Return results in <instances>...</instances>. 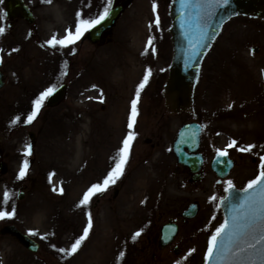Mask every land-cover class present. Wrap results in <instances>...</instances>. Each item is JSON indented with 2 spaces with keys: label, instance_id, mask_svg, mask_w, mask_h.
Segmentation results:
<instances>
[{
  "label": "rangeland",
  "instance_id": "rangeland-1",
  "mask_svg": "<svg viewBox=\"0 0 264 264\" xmlns=\"http://www.w3.org/2000/svg\"><path fill=\"white\" fill-rule=\"evenodd\" d=\"M25 1L35 14L34 24L4 17L5 4L0 3V27L5 29L0 34V162L7 169L0 172V211L14 208L16 213L0 221V228L9 223L28 235L36 232L30 237L39 249L31 253L9 235L0 236V264H202L223 221L216 203L227 182L244 188L260 172L264 22L235 17L223 26L202 62L194 113L171 116L160 95L171 60L165 32L169 0H112V7L121 2L123 10L107 42L93 44L83 36L67 48H52L48 41L63 39L80 18H96L106 0ZM150 38L154 51L146 48ZM149 69L152 76L141 92L136 139L124 175L87 208L78 207L88 189L114 167L129 132L131 102ZM62 83L67 95L60 105L47 108L44 102L37 118L27 123L39 96ZM188 121L203 128L199 151L205 161L198 182L171 150L178 128ZM30 132L35 137L32 154L25 157ZM232 140L237 141L236 148L228 149L234 169L227 178H217L210 160ZM248 145L256 146L251 153L237 150ZM25 159L29 172L20 180ZM190 202L199 212L183 222L180 213ZM88 213L93 219L89 238L75 255L60 252L82 235ZM169 218L178 222V234L169 247L159 248V229ZM136 232L141 236L135 237Z\"/></svg>",
  "mask_w": 264,
  "mask_h": 264
},
{
  "label": "water",
  "instance_id": "water-1",
  "mask_svg": "<svg viewBox=\"0 0 264 264\" xmlns=\"http://www.w3.org/2000/svg\"><path fill=\"white\" fill-rule=\"evenodd\" d=\"M182 3L191 6L182 9ZM3 4H5L4 12L9 20L20 17L29 24H34L35 14L25 0H3ZM167 7L169 28L166 29V33L170 37L171 60L167 66L168 70L162 83L160 95L164 99L163 105L169 115L193 114L195 90L200 79L202 62L212 48L214 41L220 36L222 27L234 17L243 16L248 19L264 21V0H229V3L223 7H214L209 3V0H169ZM121 10H123L121 4L117 3L116 6L111 8L109 18L87 32L84 39H89L93 43H104L106 40L102 35L114 26ZM204 33L213 38L208 40L207 36L203 35ZM201 42H203V47H197ZM193 48H196L201 54L194 58L195 62L187 63L186 61ZM251 51H257V47L253 46ZM3 78V73L0 70V88L4 85ZM66 88L67 84L62 83L59 85L54 94L46 99V107L60 105L66 95ZM178 130L175 142L172 144V153L179 165L190 170L192 180L198 181L200 178L199 171H201L205 161L201 152H199L202 128L195 121L184 123ZM29 137L32 146L35 138L33 132L29 133ZM233 166L232 158L229 156L221 158L218 156V152L210 161V168L217 178L225 179ZM0 170L1 173L7 170L3 161L0 162ZM235 189L243 194L244 188ZM229 196L230 193L225 191L224 197H220L219 201L226 200ZM21 197L22 193H19L18 198L21 199ZM219 201L217 202V208L221 210L223 223L225 218L230 215V208L226 206L227 201L225 205H221ZM196 213H198L197 206L190 203L189 207L183 211L182 216L184 219L194 218ZM177 229V225L171 221L161 225L159 238L161 247L170 245L173 237L177 234ZM5 235L18 240L20 245L24 249L30 250L31 253H36L39 249V243L27 233L21 232L15 224L6 223L0 228V236ZM175 248L176 253H178L179 249ZM206 256L207 254H205L204 263L202 264H208ZM219 264H228V262L220 261ZM242 264H252V262L245 261ZM256 264H260V262L256 261Z\"/></svg>",
  "mask_w": 264,
  "mask_h": 264
},
{
  "label": "snow or ice",
  "instance_id": "snow-or-ice-1",
  "mask_svg": "<svg viewBox=\"0 0 264 264\" xmlns=\"http://www.w3.org/2000/svg\"><path fill=\"white\" fill-rule=\"evenodd\" d=\"M3 0H0L2 3ZM51 3V0H48ZM209 3L214 7H223L229 3V0H209ZM107 6L103 11L96 17L92 19L80 18L78 24L75 26V30H67L66 35L63 39H57L53 36L52 39L48 41V45L52 48L59 46L60 48H67L70 45H74L79 41L85 33L96 28L102 22L109 18L112 0H106ZM191 5L182 3V9L188 8ZM153 10L155 12L156 6L154 5ZM6 13L3 16L6 17ZM211 15V13H209ZM2 18V17H0ZM155 27L159 28L160 20L159 16H156L154 21ZM151 27V25H150ZM5 29L0 27V34H3ZM207 36V33L203 34ZM212 36H207L208 40H211ZM197 47H203V42L199 43ZM146 48H150L153 51L154 45L153 40L150 38L147 41ZM201 53L193 48L191 54L188 57L187 63L195 62V57L199 56ZM2 63V60H0ZM152 76V72L149 69L143 77V81L139 84L135 98L131 102V110L128 122V135L122 142V147L120 148L116 157H114V167L109 172L107 177L102 183L95 184L88 189V191L83 195L78 207L82 206L87 208L93 197L98 194H102L108 190V188L114 184L125 173L126 166L129 163V158L132 151L133 141L136 139L135 132L133 131L136 123L137 117L139 115L138 104L141 100V92L144 90L145 86L149 83V78ZM56 90L54 88H49L43 92L39 98L34 102L33 110L27 117V123L31 124L37 116L40 114L41 108L47 98L52 96ZM101 95H103L101 93ZM103 103V100L100 101ZM14 121L13 123H15ZM237 141L232 140L226 149L217 150L218 156L221 158H226L228 156V149L236 148ZM255 145H248L239 147L237 150L240 152L251 153L255 148ZM32 154V146L29 144L24 153L25 157ZM260 172L256 179L248 183L247 187L243 190V194L237 191L232 181L227 182V189L230 196L226 200H221L219 203L227 205L230 208V215L225 218L224 222L215 230V233L211 236L206 259L208 264H219L220 261H227L228 264H242L245 261H251L252 264H256L259 261L260 264H264V156L260 157ZM29 172L28 160L22 164V167L18 173V179L23 180ZM53 191H57L53 188ZM63 188L59 189V194H63ZM13 196L15 194H12ZM10 199L9 194L6 192L4 200L8 201ZM213 201L217 200V197L213 196L211 198ZM15 209L13 208L11 212L0 211V221L5 219H12L15 216ZM93 229V219L91 213L87 214V224L83 230L82 235L75 240L68 250L60 249L62 253H66L68 256L75 255L84 244V242L89 238L90 232ZM29 235L35 236L36 232H29ZM141 233L136 232L135 237H140ZM41 239H46V237H41Z\"/></svg>",
  "mask_w": 264,
  "mask_h": 264
},
{
  "label": "flooded vegetation",
  "instance_id": "flooded-vegetation-1",
  "mask_svg": "<svg viewBox=\"0 0 264 264\" xmlns=\"http://www.w3.org/2000/svg\"><path fill=\"white\" fill-rule=\"evenodd\" d=\"M121 3V2H120ZM168 5V4H167ZM122 6V5H121ZM167 10V9H166ZM166 15H167V12H166ZM165 32H166V30H165ZM108 33V32H107ZM106 36H107V34H105V38H106ZM88 41V40H87ZM90 41V40H89ZM106 42H107V38H106ZM90 43H93L92 41H90ZM99 43V42H98ZM98 43H93V44H98ZM183 169H185L186 171L188 170V169H186V168H183ZM188 171H190V170H188ZM200 177H202V174H200ZM191 179H192V175H191ZM201 179V178H200ZM243 188V187H242ZM245 188V187H244ZM189 204L190 203H188V206L184 209V210H182L181 212L183 213V211H185L188 207H189ZM182 213H180V217H181V219H182V221L183 222H186L187 220H185L184 218H183V216H182ZM169 221H173V222H176L175 220H173V218H169L168 220H167V222H169ZM177 223V225H178V222H176ZM178 230H179V226H178ZM158 244H159V240H158ZM172 244V243H171ZM160 246V244L158 245V247ZM170 245H168L167 247H169ZM175 247H177L178 249H179V252H180V248L178 247V246H176L175 244H173V245H171V249L174 251V253H176V248ZM160 248V247H159Z\"/></svg>",
  "mask_w": 264,
  "mask_h": 264
},
{
  "label": "bare ground",
  "instance_id": "bare-ground-1",
  "mask_svg": "<svg viewBox=\"0 0 264 264\" xmlns=\"http://www.w3.org/2000/svg\"><path fill=\"white\" fill-rule=\"evenodd\" d=\"M84 38V37H83ZM83 38H82V40H83Z\"/></svg>",
  "mask_w": 264,
  "mask_h": 264
}]
</instances>
